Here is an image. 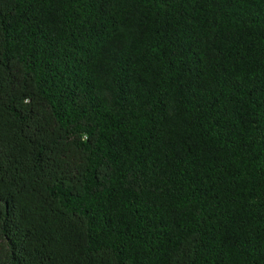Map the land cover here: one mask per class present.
<instances>
[{"label": "trees", "instance_id": "trees-1", "mask_svg": "<svg viewBox=\"0 0 264 264\" xmlns=\"http://www.w3.org/2000/svg\"><path fill=\"white\" fill-rule=\"evenodd\" d=\"M0 264H264V0H0Z\"/></svg>", "mask_w": 264, "mask_h": 264}]
</instances>
